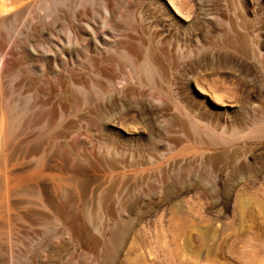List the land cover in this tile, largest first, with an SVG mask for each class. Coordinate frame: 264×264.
<instances>
[{"label": "rangeland", "instance_id": "1", "mask_svg": "<svg viewBox=\"0 0 264 264\" xmlns=\"http://www.w3.org/2000/svg\"><path fill=\"white\" fill-rule=\"evenodd\" d=\"M17 1L0 3V264H264V0ZM114 11L124 26L96 34Z\"/></svg>", "mask_w": 264, "mask_h": 264}, {"label": "bare ground", "instance_id": "2", "mask_svg": "<svg viewBox=\"0 0 264 264\" xmlns=\"http://www.w3.org/2000/svg\"><path fill=\"white\" fill-rule=\"evenodd\" d=\"M98 2V3H94V2ZM101 0H50V5H52V8L54 7L55 10L57 11H65V14L68 16V15H72V14H76L77 16L81 15L82 13H85V14H90L91 12V15L93 13H96V6L97 4H99ZM7 2H9V4L11 5L12 9H14V7L17 5L18 1L17 0H1V7H6L7 6ZM172 3V2H171ZM176 3V2H175ZM178 3V2H177ZM180 3V2H179ZM49 4V3H48ZM82 6L81 9L78 8V6ZM177 5V4H176ZM182 5V4H181ZM11 9V10H12ZM106 9V8H105ZM177 9V7H176ZM11 10H7L8 12H11ZM54 10V11H55ZM112 10V8H111ZM52 12V11H51ZM117 12L118 11H114L112 13V17H111V20L110 22H108L107 24L104 23V19L102 20L103 23L101 24L100 21L98 20H94V18H91V20L93 19L94 20V28L93 30L96 32V34H99L98 32L102 29L104 31L105 29V32L104 34L108 35L110 38L112 37L113 35V29H118L120 27H123L124 25L123 24H119L117 26H113V21L117 18ZM98 13V12H97ZM101 13V12H99ZM99 15V14H98ZM102 15V14H101ZM82 16V15H81ZM86 17V16H84ZM106 18V17H105ZM126 18H129V14L126 15ZM99 19V18H97ZM107 20V18H106ZM119 20V19H117ZM127 22L130 23V21L127 20ZM128 23V24H129ZM100 29V30H99ZM86 32L90 33L88 29H86ZM102 32V31H101ZM95 34V33H94ZM96 36V35H95ZM102 40V44L103 45H106V48H108V57L110 59H118V58H121L122 61H124V63H127L129 62L128 58L125 56V55H121L120 56V53H119V50L116 48V49H113L112 45H110L108 42H107V39L104 38V37H101ZM93 40V39H92ZM132 43V42H131ZM73 45V44H72ZM66 49V47L64 46L62 48V50ZM68 51L70 52H74L76 51V48L74 46H72ZM143 52H141L142 54H144V48L142 49ZM141 56V55H140ZM139 56V58H141ZM107 57V56H106ZM142 59V58H141ZM114 63V61H113ZM229 63V61H228ZM115 64V63H114ZM121 64V63H120ZM130 64V62H129ZM125 65V66H126ZM141 69L142 71L147 75L148 78H152L154 75V70L152 69L151 67V63L150 61L146 60L145 62L142 63V66H141ZM215 69V68H214ZM208 70V69H207ZM214 82V81H213ZM215 83V82H214ZM217 84V83H216ZM213 87V86H212ZM215 88V86H214ZM222 88V87H220ZM217 90V88H215ZM216 90H213V89H210L208 90L207 92H202L203 94L205 95H210L212 96L215 100H217V104H220V102H223L222 98L223 96L220 95V93L218 94V92ZM229 93V92H227ZM232 94V93H231ZM229 95V94H228ZM232 96V95H231ZM234 96V95H233ZM226 99V98H225ZM228 105V104H226ZM222 106H225V105H222ZM235 246V245H234ZM247 247V246H246ZM241 251V250H240ZM243 256V255H242Z\"/></svg>", "mask_w": 264, "mask_h": 264}]
</instances>
